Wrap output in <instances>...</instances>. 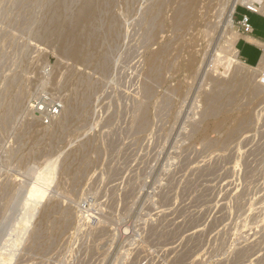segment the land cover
I'll return each mask as SVG.
<instances>
[{"label":"rangeland","instance_id":"1","mask_svg":"<svg viewBox=\"0 0 264 264\" xmlns=\"http://www.w3.org/2000/svg\"><path fill=\"white\" fill-rule=\"evenodd\" d=\"M185 5L0 0V264H264V89L230 138L205 103L258 66L210 63L231 31Z\"/></svg>","mask_w":264,"mask_h":264},{"label":"bare ground","instance_id":"2","mask_svg":"<svg viewBox=\"0 0 264 264\" xmlns=\"http://www.w3.org/2000/svg\"><path fill=\"white\" fill-rule=\"evenodd\" d=\"M119 1V0H118ZM147 1V0H146ZM156 1V0H155ZM186 2V5L182 8L179 9V15L181 17L184 18V20L182 19V25L186 24L188 22V18H186V16H189V13L194 12V9L196 8H200L203 9V16L206 17V20L203 24L208 27V25H212L213 28L215 27H219L218 29H220V31L218 32V34L223 30H228L230 29L231 32H229L230 35V39L227 41H224L227 46H218V48L216 49V51L214 52V54L211 56H207V57H211L210 63L213 62H217L220 63L221 65H225V68H227V70L230 72H232L233 74V70H232V64L231 62H233V60L229 59V55L232 54L233 58H235L236 60H238L237 57V51L235 49V44L236 41L238 40L239 36H238V32L237 30L234 31L233 30V14L236 10V5H240L242 7L248 8L249 10L253 11V12H257L259 14H263L264 13V7L262 5H259L255 2V0H231L230 5H228L225 9V1L221 2V0H184ZM90 2V0H89ZM104 2V1H103ZM125 2V8L126 6V1ZM93 3V2H92ZM119 3V2H118ZM136 3V2H135ZM161 3V2H160ZM116 4V3H115ZM114 4V5H115ZM65 5V4H64ZM83 5V4H82ZM119 5V4H118ZM107 6V5H106ZM131 6V5H130ZM88 7H91V4H87V9ZM147 7V6H146ZM169 7V6H168ZM114 8V7H113ZM112 8V9H113ZM120 8V7H119ZM152 8V6H151ZM159 8V7H157ZM162 8V7H160ZM159 8V9H160ZM64 9V8H63ZM82 9V8H81ZM150 9V8H149ZM161 13V11H159ZM175 9V8H174ZM173 9V10H174ZM125 10V9H124ZM132 10V9H130ZM142 10V9H141ZM153 10V9H152ZM151 10V11H152ZM157 10H154L156 13ZM81 11V10H80ZM111 11V10H110ZM145 11V10H144ZM148 11V10H147ZM107 12V11H105ZM132 12V11H131ZM154 12V13H155ZM80 13V12H79ZM86 13V12H85ZM153 13V14H154ZM156 13L154 14V16L156 15ZM165 13V12H164ZM172 13V12H170ZM146 14V13H145ZM162 14V13H161ZM83 14H80V16H77V19L80 20V17ZM158 16V14H157ZM172 16V14L170 15ZM93 17V16H92ZM129 17V16H128ZM211 18H213V21H211ZM153 19V18H152ZM109 20V19H108ZM161 20V19H160ZM174 21V20H173ZM176 21V20H175ZM113 23V22H112ZM114 24V23H113ZM162 25V23H160ZM166 24V23H165ZM165 24H163L162 26H164ZM83 25V24H82ZM161 25L158 24L159 27H161L162 29H164ZM168 25V23H167ZM166 25V26H167ZM187 25V24H186ZM185 25V26H186ZM165 27V26H164ZM175 27V26H174ZM161 28H159L158 30L162 31ZM168 28V27H167ZM173 29V28H172ZM63 30V29H62ZM109 30V29H108ZM167 30V29H166ZM164 30V31H166ZM206 30V29H205ZM233 30V31H232ZM163 31V32H164ZM159 32V31H158ZM167 32V31H166ZM109 33V32H108ZM207 33L206 31L204 32V34ZM157 34V33H156ZM171 34V32H170ZM179 34V33H178ZM159 35V34H158ZM217 35V34H216ZM228 35V36H229ZM169 36V35H168ZM217 36H220L217 35ZM216 36V38H217ZM158 37V36H157ZM183 37V36H182ZM205 37V36H204ZM173 38V37H172ZM215 38V37H214ZM220 38V37H218ZM217 40V39H216ZM213 42V41H212ZM215 42V41H214ZM162 43V42H161ZM222 43V42H221ZM216 44V43H214ZM220 45V43H219ZM192 46V45H191ZM215 46V45H214ZM262 47V55L260 58V61L258 63V70L259 73L255 76V75H243V76H237V75H232L231 81H226V80H217L215 78H211V85H212V91L211 93L205 97V103L207 106V110L209 112H207V114L212 113V116L214 114V112L216 111H223L226 115H227V120L230 121V123H234V128L230 129V131H228L227 133V138L232 137L238 130H240L242 127L247 126L251 119H252V112L254 110V107L259 104V100H260V95L262 92V90L264 89V84L262 82H264V44H261ZM211 48V46H210ZM215 49V48H214ZM213 49V50H214ZM212 50V51H213ZM210 52V51H209ZM146 53V52H145ZM164 51H159L154 53L153 55H151V57L149 58V65H150V70L151 72L154 73L155 76L158 75V71L160 70L157 66V62L159 61L160 57L164 54ZM212 53V52H211ZM187 54V53H186ZM209 55V53H208ZM189 56H191V54H189ZM186 58V57H185ZM208 58V59H209ZM203 59V58H202ZM207 59V58H206ZM214 59V60H213ZM193 60V59H192ZM195 60V59H194ZM209 60V61H210ZM173 61V60H172ZM185 61V60H184ZM187 61V58H186ZM208 61V62H209ZM239 63H241L244 67H247L248 69H256L255 67H249L246 66L245 64H243L240 60H238ZM201 62V61H200ZM172 63V62H171ZM205 63V62H204ZM193 61H189L186 62L184 65H182L183 68L185 69H190L192 67ZM208 64V63H207ZM205 66V64H202ZM208 66V65H207ZM214 66V65H213ZM212 66V67H213ZM203 67V66H202ZM203 67V68H204ZM211 67V66H210ZM149 69V68H148ZM170 69V68H169ZM168 69V70H169ZM201 69V68H200ZM205 69V68H204ZM212 69V68H211ZM167 70V72H168ZM202 71V69L200 70ZM204 72V71H202ZM219 72V71H218ZM200 73V72H199ZM229 74V75H230ZM235 74V73H234ZM200 75V74H199ZM198 75V76H199ZM203 75V74H202ZM214 76H217L214 75ZM239 77V78H236ZM200 77V76H199ZM202 77V76H201ZM198 78V77H197ZM196 78V79H197ZM258 78V80L256 81V79ZM168 79V78H167ZM195 79V80H196ZM238 79V80H237ZM186 80V79H185ZM184 80V81H185ZM201 80V79H200ZM190 81V78H189ZM155 82V81H154ZM198 82V81H197ZM262 84H261V83ZM196 84V83H195ZM198 84V83H197ZM199 87V86H197ZM197 89V88H196ZM142 90V89H141ZM210 91V90H209ZM146 92V90H145ZM144 92V93H145ZM209 93V92H208ZM142 94V93H141ZM145 98V97H144ZM150 98V97H149ZM241 98H244L245 101L242 102ZM142 101V100H141ZM145 102V101H144ZM143 102V103H144ZM138 104V103H137ZM137 108V107H136ZM135 110H139L135 109ZM205 110V109H204ZM258 111V110H257ZM63 112V111H62ZM72 113V112H71ZM68 114V111H67ZM73 115V114H72ZM134 115H136L134 113ZM64 116V115H63ZM68 116V115H67ZM66 117V116H65ZM71 117V116H70ZM138 117V116H137ZM214 117V116H213ZM64 120V119H63ZM136 121V120H135ZM141 122V121H140ZM143 122V121H142ZM65 123V121H64ZM146 124V123H145ZM140 126V125H139ZM221 126V124H217L215 128H219ZM142 132V131H141ZM48 167L50 168V165H48ZM47 170H50L48 168H46ZM50 172V171H49ZM48 173V172H47ZM47 188L44 185H38V184H32L28 190H27V199L28 201H33L34 203H41L43 201V199L45 198V194H46ZM46 209V208H45ZM26 222V221H25ZM126 230V229H125ZM125 232V231H124ZM123 236V235H122ZM127 236V235H126ZM120 237V236H119Z\"/></svg>","mask_w":264,"mask_h":264},{"label":"crops","instance_id":"3","mask_svg":"<svg viewBox=\"0 0 264 264\" xmlns=\"http://www.w3.org/2000/svg\"><path fill=\"white\" fill-rule=\"evenodd\" d=\"M238 10L240 14H237L236 10L235 19H239L240 15H247L252 31L250 34L238 32L239 38L235 44L237 57L246 66L255 67L262 55L261 44H264V15L253 11L248 12L244 8Z\"/></svg>","mask_w":264,"mask_h":264},{"label":"built area","instance_id":"4","mask_svg":"<svg viewBox=\"0 0 264 264\" xmlns=\"http://www.w3.org/2000/svg\"><path fill=\"white\" fill-rule=\"evenodd\" d=\"M243 8L247 10L248 12H252L248 8H245V7ZM234 27L237 29V32L244 33V34H250L252 31L251 25L249 23V18L247 15H240L239 19L234 21Z\"/></svg>","mask_w":264,"mask_h":264}]
</instances>
